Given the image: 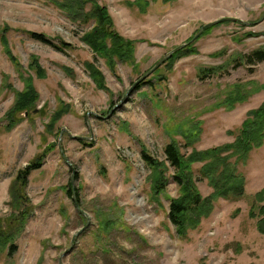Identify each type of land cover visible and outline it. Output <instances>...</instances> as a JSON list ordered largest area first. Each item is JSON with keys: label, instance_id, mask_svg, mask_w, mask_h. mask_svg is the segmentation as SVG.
<instances>
[{"label": "rangeland", "instance_id": "rangeland-1", "mask_svg": "<svg viewBox=\"0 0 264 264\" xmlns=\"http://www.w3.org/2000/svg\"><path fill=\"white\" fill-rule=\"evenodd\" d=\"M99 2L108 6L120 34L137 40V66L116 60L113 71L105 58L80 40L90 24L73 23L48 0H0V27H8V49L16 58L13 61L6 52L0 33L1 217L11 212L8 189L18 170L49 143L57 144L29 176L27 193L34 214L17 238L18 251L12 256L0 253V264H37L41 257L42 264H61L60 259L62 264H264V235L257 229V218L249 216L252 207L258 209L254 194L264 187V145L238 167L247 179L245 195L218 199L212 214L186 238L176 234L167 215L177 184L171 179L161 203L150 201L149 170L141 157L143 144L152 155L165 159L164 148L172 138L185 153L234 141L228 131L236 132L246 112L264 101V87L231 111L215 104L238 82L264 85V61L231 64L239 54L264 45V35L244 37L249 31H264V20L259 21L264 0H149L146 13L129 8L124 0ZM226 16L249 23H223L189 42L204 24ZM26 30L44 32L55 42L64 39L75 49L65 53ZM182 43L194 44L199 53L177 59L172 68L165 66L167 59L145 79L151 83L133 89L121 102L134 81ZM33 55L45 71L43 78L32 66ZM85 61L101 69L108 90L97 88ZM63 65L74 68L75 76L67 75ZM217 65L228 66L218 75L199 77L201 68ZM22 71L33 77L40 94L38 108L44 106L45 114H33L6 132L3 117L15 91L24 88ZM59 97L71 103L73 112L58 122L60 133L47 134L43 142L45 124ZM192 121H202V133L193 147L186 148L179 131ZM88 123L93 138L83 140L89 145L69 135L90 136ZM201 165H193L195 177L208 195L212 189L199 174ZM77 171L79 207L66 193ZM237 209L240 213L234 216ZM106 218L114 225L103 230L99 222ZM71 244V251L62 256Z\"/></svg>", "mask_w": 264, "mask_h": 264}, {"label": "trees", "instance_id": "trees-1", "mask_svg": "<svg viewBox=\"0 0 264 264\" xmlns=\"http://www.w3.org/2000/svg\"><path fill=\"white\" fill-rule=\"evenodd\" d=\"M164 1L169 2L171 0ZM48 2L61 10L73 23L90 24L91 28L83 33L80 40L87 43L97 55L105 58L108 66L113 71L116 60L127 64H134V66L138 65L135 58V44L137 40L127 38L116 30L114 19L106 4L99 2V0H48ZM124 4L129 8H137L141 13H146L150 2L149 0H124ZM237 22L245 26L242 21ZM223 23H230V20H222L214 25L206 26L202 35L207 34L214 27ZM6 28H8L6 25L0 27L1 39L6 52L15 61L16 58L10 53V49H8V41L5 35ZM26 32L32 38L51 45L65 53L75 49L72 43L64 39H59V42H55L44 32L31 30H26ZM258 35H264V31H249L244 34V37ZM235 39L237 41L242 40L241 37H235ZM197 53L199 51L194 44L186 45L175 51L168 58L165 66L172 68L177 59ZM260 61H264V45L252 50L248 55L239 54V58L235 59L231 64L237 66V64H252ZM227 64L230 65L229 63ZM228 65L203 67L200 69L199 77L204 79L212 75H218L220 71L225 68L227 69ZM32 66L35 68L39 78L45 77V71L38 64L35 55L32 56ZM62 68L67 75L75 76L74 68L65 65ZM85 68L97 88L108 90L105 76L94 62L85 61ZM155 71L158 72L159 70L157 71L156 69ZM20 75L24 81V88L15 91L14 101L4 114L3 120L5 121V125L3 127L6 132L12 131L33 114H45L44 106L38 108L40 94L34 85L33 77L30 75L26 76L23 71L20 72ZM151 81H142L136 89H141L144 85L151 83ZM7 87L12 89L10 84H7ZM263 87L264 85H255L253 81L246 83L238 82L231 86L226 95L216 102L215 107L231 111L237 104L246 102ZM58 100L57 107L51 113L47 124H45L46 133L42 136L43 142L46 141L45 137L47 134L60 133L58 122L63 116L73 112L70 102H66L60 97ZM25 112H28V114L25 115ZM127 132L132 134L130 130ZM179 132L184 139V146L186 148L193 147L200 139L202 121H192L189 127ZM228 132L235 136L234 141L206 149L193 147L189 153L183 152L181 144L175 138H172L165 145V159L155 157L142 144L141 157L149 170L146 178L150 189L149 200L161 203V196L165 194L171 179L177 184V195L169 197L167 215L175 228L176 234L180 238H186L191 230H196L200 227L203 219L208 218L214 211L218 199H239L245 195L247 179L239 171L238 167L240 164L246 165L251 153L264 145V101L257 108L246 112V117L236 132L234 130H229ZM79 141L86 145L90 144L83 139H79ZM56 146L55 142L49 143L26 166L20 168L11 180L8 189L9 200L7 201L11 212L6 218L0 216V253L6 251L9 256H12L18 251L17 238L34 214V204L27 193L29 176L33 171L43 166L48 153ZM196 163H202L199 168V174L212 189L208 195H204L198 186L193 167ZM171 168L173 171H171ZM79 177L78 171L75 172L72 180L69 182V187L66 188L67 195L74 200L75 194L78 202L80 200L77 190L74 188V180ZM254 200L257 203L258 209L256 211L252 207L249 210V216L257 218V229L264 235V187L254 194ZM239 213L240 209H237L234 216ZM99 223V227L103 230L109 229L114 225V221L111 218H106L103 221L101 219ZM42 262L43 257H41L37 264H42Z\"/></svg>", "mask_w": 264, "mask_h": 264}, {"label": "water", "instance_id": "water-1", "mask_svg": "<svg viewBox=\"0 0 264 264\" xmlns=\"http://www.w3.org/2000/svg\"><path fill=\"white\" fill-rule=\"evenodd\" d=\"M222 20H230V21H235V22H237V21H242L243 23H245V24H248L249 22H247V21H243L242 19H240V18H237V17H229V16H226V17H222V18H220V19H217V20H214V21H211V22H208V23H206V24H204L201 28H200V30H199V32L189 41V42H192V41H194L196 38H198L202 33H203V31H204V28L206 27V26H210V25H214V24H216V23H218V22H220V21H222ZM262 20H264V15L262 16V18L261 19H259V21H262ZM188 42V43H189ZM188 43H182V44H180V45H178V46H176V47H174L172 50H170L169 51V53L167 54V55H164L163 57H161L149 70H147L145 73H143L136 81H134V83L131 85V87L128 89V91H127V93H126V95L121 99V102H123V101H125L126 99H127V97H128V95L131 93V91L133 90V89H136V87L142 82V81H144L148 76H150L156 69H158L170 56H172L173 55V53L175 52V51H177V50H179V49H181V48H183L185 45H187ZM120 102V103H121ZM119 103V104H120ZM119 104H117V105H115L110 111H109V113L106 115V117H109L110 116V114L115 110V108H117L118 106H119ZM28 114V112H25V115H27ZM86 119H87V115H86ZM88 127H89V130H90V133H91V135L90 136H83V135H73V134H71V133H69V135L71 136V137H73V138H75V139H88V138H93V128H92V126H91V124L90 123H88ZM63 131H64V129H62L61 130V133H63ZM61 139V138H60ZM59 146H61V142H59ZM62 153L64 154V151L62 150ZM67 161H68V159H67ZM69 163V165H71V167H73V165L71 164V162H68ZM74 200H75V204L77 205V207H79V204H78V202H77V198H76V195L74 194ZM88 222H89V220H88ZM84 229V228H83ZM83 229H81L80 231H78V233L76 234V235H79L80 233H81V231L83 230ZM73 248V244H71V246L68 248V249H66L65 251H64V253L62 254V256H64V255H66V254H68L70 251H71V249ZM60 263L62 264V261H61V259H60Z\"/></svg>", "mask_w": 264, "mask_h": 264}]
</instances>
